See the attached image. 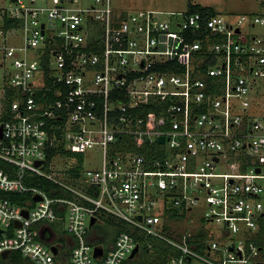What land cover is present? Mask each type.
<instances>
[{
  "label": "built area",
  "instance_id": "2783aa9c",
  "mask_svg": "<svg viewBox=\"0 0 264 264\" xmlns=\"http://www.w3.org/2000/svg\"><path fill=\"white\" fill-rule=\"evenodd\" d=\"M0 128V193L25 197H0V264H129L152 240L177 253L167 264H264V11L0 0ZM60 148L102 165L62 177Z\"/></svg>",
  "mask_w": 264,
  "mask_h": 264
},
{
  "label": "rangeland",
  "instance_id": "374dc122",
  "mask_svg": "<svg viewBox=\"0 0 264 264\" xmlns=\"http://www.w3.org/2000/svg\"><path fill=\"white\" fill-rule=\"evenodd\" d=\"M112 5L115 9H119L125 13H130L138 10H155L160 12H176V13H186L189 9L190 4H199L202 6H210L214 9L217 15L223 16H233V15H253L259 14L264 11V0H111ZM163 18L166 16H162ZM258 29H256L257 31ZM238 38V37H236ZM56 158L52 162L53 169L51 172L61 174L62 177L64 171L69 169L71 166H80L81 171L93 170L101 167L103 162L102 152L95 148L89 150L85 154H74L71 156H62ZM66 159V160H65ZM202 211L203 208L197 209L191 214L188 218L189 224L187 221H183L180 225H176L175 228L177 232H183L185 230H192L197 232L200 224L202 222ZM190 221H193L191 223ZM208 228H211V231L219 232L220 227L215 225H207ZM101 233L107 234L111 231L110 227L106 224L100 227ZM112 238L107 237L105 242L107 245L112 243ZM66 259L71 261V258L66 257ZM138 264H148L146 257H141L138 261Z\"/></svg>",
  "mask_w": 264,
  "mask_h": 264
},
{
  "label": "trees",
  "instance_id": "16d2710c",
  "mask_svg": "<svg viewBox=\"0 0 264 264\" xmlns=\"http://www.w3.org/2000/svg\"><path fill=\"white\" fill-rule=\"evenodd\" d=\"M187 13L188 14L201 13L203 15V17L206 19L216 14L212 7L202 6L199 4H190ZM146 112L149 115L155 114L156 109H155V107L150 106V107H147ZM59 151L63 156H71V154H72L71 152L63 150L61 148L58 150L54 149L49 154L50 159H52L57 153H59ZM2 166H3V163L0 161V167H2ZM71 172H72L74 177H79L81 175V167L75 165L74 169ZM29 185L46 191L52 197L58 195L57 192H60L59 187L57 185H55L52 182L45 180L44 178H41V177H34L32 183ZM0 197L8 198V199H10L16 203H22V201L25 199V197H21V196L16 197L15 195H12L9 193H6V194L0 193ZM110 223L113 224L117 228V230H116L117 232L120 229H124V225L122 223L115 222L114 220L110 221ZM256 240L257 241H261V240L263 241L264 240V225L261 228L260 233H259V237H257ZM152 244H153V249H154L153 252H151V253L148 252L147 247L145 246L143 248V245H141L142 250H141L140 256L137 259L130 261L129 264H138L137 261L142 256L147 258V261H149L148 264H167V261L170 258V256H176L177 255V253L173 252L170 249V247L166 244H163V243L158 242V241H153V240H152ZM14 261L17 264H24L25 263V261H23V259H21L18 256H15Z\"/></svg>",
  "mask_w": 264,
  "mask_h": 264
},
{
  "label": "water",
  "instance_id": "95a60500",
  "mask_svg": "<svg viewBox=\"0 0 264 264\" xmlns=\"http://www.w3.org/2000/svg\"><path fill=\"white\" fill-rule=\"evenodd\" d=\"M60 133H61V130L58 129L57 132H56L57 137L60 136ZM1 138H2V128H0V139H1ZM159 142L162 144V143L164 142V138L161 137V138L159 139ZM41 164H42V161L37 163V165H41ZM36 200H37V201L41 200V197H40V196H37V197H36ZM25 214H26V216L28 215L27 212H25ZM94 223H95V219L92 220V224H94ZM0 233H2L1 230H0ZM52 250H53V252H54L55 254L58 253V249H57L56 247H53ZM102 252H103L102 249H96L95 256H100V255H102ZM138 252H139V247H137V248L134 250V252H133V254L131 255L130 259H131V260L135 259V258L137 257ZM8 255H9V252L7 251V252L4 253L3 258L6 259Z\"/></svg>",
  "mask_w": 264,
  "mask_h": 264
}]
</instances>
